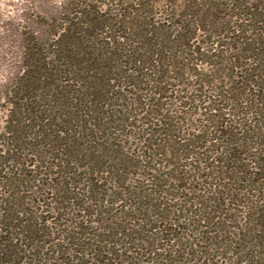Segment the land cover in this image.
Wrapping results in <instances>:
<instances>
[{
    "label": "trees",
    "instance_id": "1",
    "mask_svg": "<svg viewBox=\"0 0 264 264\" xmlns=\"http://www.w3.org/2000/svg\"><path fill=\"white\" fill-rule=\"evenodd\" d=\"M180 2L165 23L148 0L111 14L69 0L24 37L0 129V264H264V0ZM169 100L204 122L184 143ZM141 114L149 156L127 147Z\"/></svg>",
    "mask_w": 264,
    "mask_h": 264
},
{
    "label": "rangeland",
    "instance_id": "2",
    "mask_svg": "<svg viewBox=\"0 0 264 264\" xmlns=\"http://www.w3.org/2000/svg\"><path fill=\"white\" fill-rule=\"evenodd\" d=\"M136 1L137 0H71L74 5L77 4L78 9L79 7H82L83 4H89L96 6L100 11H105L107 14L116 13V9H123L125 7V4L129 5V3H136ZM148 1L150 4H152V17L156 20L158 19L161 22L166 23V20L170 18V13H172V11L181 10L180 0ZM247 1L250 3L256 2V0ZM68 2L69 0H0V129H3L6 117L8 116V93L14 86L18 76H20V74L22 73V53L24 37H26L28 34H33L37 38L38 36H42L44 34V31L49 29V25L57 21L59 15L66 13L65 11L69 7ZM120 2H123L122 5ZM175 21L177 20L172 17V20L170 22L175 23ZM172 29L173 28H170V31H172ZM196 35L197 39L195 42H193V45L194 47H198L201 52L202 49L200 47L203 48L201 43H204L205 37H203L201 33H197ZM206 43L207 46L204 48L207 49H205L204 52L210 50V48L212 47H210V43L208 42V40ZM208 54L209 52L205 53V55ZM202 58L204 57H192V63L189 64V66L193 67V69L196 68L195 71L200 73V78H207L208 73H211L214 67L203 63L201 61ZM190 71V73H195V71L193 70ZM198 78L196 79V81L194 78L189 77L186 81L187 86H191L193 84L196 85L198 83ZM169 101L170 102L166 105V108L171 111L170 113L178 118L177 124L174 125L176 126L174 132L176 135L175 139L184 143V141L186 142L192 135H196L197 129H201V127L204 125V122H202L201 117H198L199 111L193 106L179 107L177 106L176 102L174 103L171 100ZM137 119H140L138 120L137 124L140 127L139 129L130 130V133L134 136L128 139L127 147L129 146L130 150H133L137 155L145 154V156H149L150 153L146 152L147 150H145V148L141 145L143 141V135H141L140 132H143L145 128L148 129L149 125H145L143 123H147V121H151V119L147 118V116H142V114ZM125 132L128 133L129 130H126ZM161 148V145L153 146L155 152H161ZM165 149L166 151H168V153L172 150L170 149L169 145H167ZM173 151L174 150H172V152ZM166 160L165 162L164 160L162 161L165 166L159 167L162 171L168 170ZM152 166V164L149 165L150 168ZM137 172H139L141 177L148 176V174L152 173L151 170L147 169L139 170ZM29 185L31 184L29 183ZM23 186H28V184L26 185V183H24ZM81 188L83 189L82 186ZM32 191L31 195H33ZM78 193H81V195H83V192H81L80 190ZM20 194L21 196L27 195L26 192H21ZM34 197H36V199ZM32 198H34V202L38 203V193L36 195H33ZM44 199L47 203L48 199H46L45 195L40 197L39 201H42ZM86 201L87 203L84 205V207L90 208V205H92V209L109 212L108 208L111 207H106V204H100L99 201L96 204L93 202V200L90 201L87 199ZM28 207H30V205H28ZM49 208H45L44 206L38 207V205L34 204V207H32L31 210H33L36 215H39V213L42 211L43 213L41 215L45 214L44 217H46V219L48 220H51L50 218L55 217L58 212L53 213L49 210ZM112 209H114L112 212H110L109 214H104L102 216L106 218L112 217V214L115 213L116 210L120 209V202L118 204H112ZM81 214L82 213L78 210L74 211L75 216L79 217ZM90 220L92 221L94 220V218L91 217ZM115 222L119 223V217ZM103 225L107 227L110 225V223H103ZM90 226H92V223ZM65 228L67 227L65 226L64 229ZM213 260V263L217 261L216 263L218 264H235L236 261L234 257L231 258V255L223 256L221 258L214 257Z\"/></svg>",
    "mask_w": 264,
    "mask_h": 264
}]
</instances>
